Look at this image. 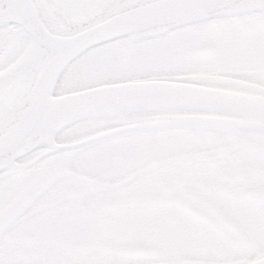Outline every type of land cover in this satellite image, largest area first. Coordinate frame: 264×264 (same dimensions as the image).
Segmentation results:
<instances>
[{
	"label": "snow or ice",
	"instance_id": "obj_1",
	"mask_svg": "<svg viewBox=\"0 0 264 264\" xmlns=\"http://www.w3.org/2000/svg\"><path fill=\"white\" fill-rule=\"evenodd\" d=\"M0 264H264V0H0Z\"/></svg>",
	"mask_w": 264,
	"mask_h": 264
}]
</instances>
